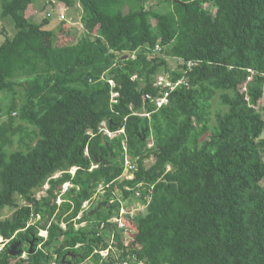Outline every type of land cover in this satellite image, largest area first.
<instances>
[{"label": "trees", "instance_id": "1", "mask_svg": "<svg viewBox=\"0 0 264 264\" xmlns=\"http://www.w3.org/2000/svg\"><path fill=\"white\" fill-rule=\"evenodd\" d=\"M40 1L0 0V264H264V0H48L80 37ZM125 186L144 208L111 232Z\"/></svg>", "mask_w": 264, "mask_h": 264}, {"label": "rangeland", "instance_id": "2", "mask_svg": "<svg viewBox=\"0 0 264 264\" xmlns=\"http://www.w3.org/2000/svg\"><path fill=\"white\" fill-rule=\"evenodd\" d=\"M159 3H160V5L156 6L155 9H157L161 12H164V11L171 8V6L168 5L164 1H161ZM48 11L51 12L52 18L50 20V23L48 25H46L45 28L51 29V30H54L57 32L58 28H59L61 15L63 14L65 16L66 20L68 22L72 23V25L70 23H66L67 25H64V27L71 30L73 33L76 31L77 37H80L82 35L83 32H82V28L80 27L81 22H80L79 11H75V12L74 11L73 12L68 11V14L69 13L71 14V17L69 18L68 16H66V9H63L61 4H52V3H49L48 0H42L40 2H36L35 4L30 6L29 10L27 11V16L31 17L34 20V22L40 23L43 20V18L45 17V15H47ZM14 31L15 30H14L12 22L10 20H8L6 18H2L0 16V42H2L6 36L13 35ZM169 67L171 70H174L176 68V62L174 61V59H171L169 61ZM8 104H9V100H7L3 94H0V105L2 107H4V110H5V105H8ZM211 109L213 111V117H214V110L217 109L216 100L213 101ZM263 115H264V112H263ZM5 120H6V116L2 115V113L0 112V125ZM100 127H102L103 132H106L105 130L107 128H106L105 123H102ZM151 141H152L151 139L148 140L149 145L150 144L152 145ZM262 157L264 159V152L262 153ZM151 162H152V160H148L147 165L151 164ZM74 169H76V167H73L70 170H72V172H74L75 171ZM58 175H60V173H57L55 176H58ZM262 185L264 186V181L262 182ZM46 187H47V185H45L42 190H44ZM67 187H69V184L68 183L64 184V190L67 189ZM42 190H39L37 192V194L41 193ZM124 190L131 192L129 197L124 198V191L122 189H120V190L114 189L113 192L111 193V197L109 200L110 201H112V200L121 201V205L126 210L133 211L134 213L137 210L144 208V206H143L144 204L142 205L140 202L141 195H142L140 191L134 190V192H132L133 189L130 186H127V189L124 188ZM101 196H104V191L102 190V188L100 186H98L96 188L95 193L92 196V199L88 203H84L83 208L85 210H88V211L99 210L101 204H99L98 201H99ZM57 201L60 202L61 199L58 198ZM10 210L11 209H7V210L4 209L1 211V213L2 214H7V213L9 214ZM79 216H82V212L79 213ZM37 220H38V217L36 219H33L31 222L33 223L34 221H37ZM92 221H93V223H95V220H92ZM87 224H88V221L82 222L81 224L76 223L75 227L77 228L80 226H86ZM114 224H115L114 222L109 224V226L112 228V230L109 228L111 232L113 230H115L113 227ZM61 226L63 228H65L64 223H62ZM118 228H121V227H118ZM43 230L44 229H40L38 231V235L45 237L47 235V233H45V231H43ZM39 247L40 246H38V248ZM21 256L27 257L26 252L22 253ZM50 264H59V263L56 261H53Z\"/></svg>", "mask_w": 264, "mask_h": 264}, {"label": "built area", "instance_id": "3", "mask_svg": "<svg viewBox=\"0 0 264 264\" xmlns=\"http://www.w3.org/2000/svg\"><path fill=\"white\" fill-rule=\"evenodd\" d=\"M61 19H65V16L62 14L61 15ZM158 46V45H157ZM158 84H161V83H165L167 86H170V83H167V81H165V78L163 77H158ZM167 93L164 94V96L162 97H157L156 99H153V103L155 104V106L158 108L160 106H162L166 101H167ZM106 132H104L105 134H107L108 136H114L115 134H117V132H111L109 130H105ZM119 132H123V130H120ZM133 165L131 164L130 160L128 158H126L125 160V163H124V175H123V178L125 179H131L133 178V173H131L133 170ZM75 170V169H74ZM102 190L104 191L103 189V186L102 184L99 185ZM110 185H106V187H109ZM125 189H127V186L124 187ZM114 201V200H113ZM120 202V209H119V213L118 215H114L112 216L111 218L108 219V222H114L115 224H117L118 227H121L123 228L124 227V222H123V215H130V216H133V211H130V210H126L122 205H121V201ZM45 231V233H47L46 230H43ZM47 236V235H46ZM45 236V237H46ZM8 242V240L4 239L3 237L0 236V250L4 247V245ZM111 247V246H110ZM109 247V248H110ZM109 248L108 249H105V250H101L99 251L100 255L102 256H105L108 254V251H109ZM123 264H127V262L123 263Z\"/></svg>", "mask_w": 264, "mask_h": 264}, {"label": "water", "instance_id": "4", "mask_svg": "<svg viewBox=\"0 0 264 264\" xmlns=\"http://www.w3.org/2000/svg\"><path fill=\"white\" fill-rule=\"evenodd\" d=\"M98 209V208H97ZM93 211H97V210H93ZM19 245V242L17 241L16 243L12 244L10 247V254L11 255H15L17 253V251H15V247ZM32 243L30 244V249H31Z\"/></svg>", "mask_w": 264, "mask_h": 264}, {"label": "clouds", "instance_id": "5", "mask_svg": "<svg viewBox=\"0 0 264 264\" xmlns=\"http://www.w3.org/2000/svg\"><path fill=\"white\" fill-rule=\"evenodd\" d=\"M70 172H72V170H70ZM72 173H74V172H72ZM65 184H67V183H65ZM69 184V186H70V183H68ZM68 188V187H67ZM63 190H64V185H63ZM66 190V189H65ZM85 203H88V201H86ZM84 209V208H83ZM80 216L78 215L77 216V218H79ZM38 218H39V216H38ZM81 224V223H80ZM1 236V235H0ZM2 237V236H1ZM45 238V237H44ZM8 240V239H7Z\"/></svg>", "mask_w": 264, "mask_h": 264}]
</instances>
